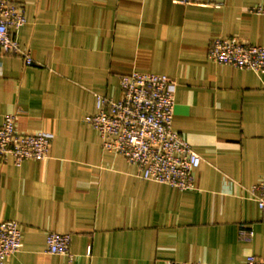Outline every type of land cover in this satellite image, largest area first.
<instances>
[{"label":"crops","instance_id":"0c3cea01","mask_svg":"<svg viewBox=\"0 0 264 264\" xmlns=\"http://www.w3.org/2000/svg\"><path fill=\"white\" fill-rule=\"evenodd\" d=\"M10 1L25 7L14 35L35 61L0 48V124L15 114L51 146L45 159L0 162V220L16 221L23 242L4 264H68L48 252L49 231L69 233L82 264L264 258V213L248 191L264 180V72L207 56L216 37L264 45V15L250 10L264 0ZM132 70L174 81L173 128L202 158L195 187L143 179L86 120Z\"/></svg>","mask_w":264,"mask_h":264},{"label":"built area","instance_id":"2783aa9c","mask_svg":"<svg viewBox=\"0 0 264 264\" xmlns=\"http://www.w3.org/2000/svg\"><path fill=\"white\" fill-rule=\"evenodd\" d=\"M198 3L199 0H175ZM251 11L264 15V3ZM26 21L25 7L20 2L0 0V48L18 54L24 65L35 60L30 50L20 46L14 35ZM209 59L232 67L264 72V45L246 42L237 36L214 38L207 50ZM121 96L115 100L96 94V111L86 120L100 134L105 151L122 155L136 165L146 180L166 183L180 189L195 187L193 170L202 158L184 137L173 128L174 81L162 73L132 70L120 77ZM17 116L7 114L0 124V162L11 159L20 165L25 159L50 156L51 137L44 131L23 132L17 128ZM251 197L264 213V180L248 188ZM242 238H251L254 231L246 223L238 224ZM70 234L49 231L47 250L73 260L68 244ZM23 245L22 234L14 220H0V264ZM90 248L86 255H90ZM169 264H207L203 261H171ZM243 264H264V258L248 254Z\"/></svg>","mask_w":264,"mask_h":264}]
</instances>
